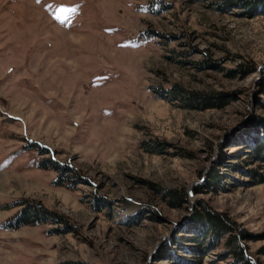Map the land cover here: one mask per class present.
<instances>
[{
  "label": "rangeland",
  "instance_id": "374dc122",
  "mask_svg": "<svg viewBox=\"0 0 264 264\" xmlns=\"http://www.w3.org/2000/svg\"><path fill=\"white\" fill-rule=\"evenodd\" d=\"M259 116L264 0H0V264H264Z\"/></svg>",
  "mask_w": 264,
  "mask_h": 264
},
{
  "label": "trees",
  "instance_id": "16d2710c",
  "mask_svg": "<svg viewBox=\"0 0 264 264\" xmlns=\"http://www.w3.org/2000/svg\"><path fill=\"white\" fill-rule=\"evenodd\" d=\"M254 71L256 70L254 69ZM254 71L251 68H247L246 74L252 73ZM185 98H188V102H186V105L188 106H206L207 104H214L213 99H211L213 98L212 96H197L195 94L193 95L188 93L186 94ZM249 125L253 126L252 128L255 130L258 129V132L262 133L264 131V117L261 118L259 116L258 118H255L253 124L251 122ZM261 133L260 135H255L256 137L253 138V144L251 146H248L251 149L250 154H252L253 156L260 157L262 154H264V134H262L261 136ZM181 195L184 198V192L180 194L176 190L167 191V196L170 203L175 206H180V204H182V202L180 203V199H182ZM29 214L30 215L28 216L31 217L28 220L24 221L23 224L35 223L38 220V215H32L31 213ZM201 216L203 220L200 224L195 223V228L192 227L191 232H193L194 234L196 233L198 234V237L200 236L203 238V236L206 234L205 228H209L210 232L215 235H219L220 238L228 235V251L229 254L236 260L237 264H263V262L259 259L254 260L248 255L247 250L244 249L239 242V238L234 230L235 228L233 226V223H230L228 219L224 218L222 215L216 212L211 211L210 209H205ZM192 239L194 240V238Z\"/></svg>",
  "mask_w": 264,
  "mask_h": 264
},
{
  "label": "snow or ice",
  "instance_id": "6c2138e0",
  "mask_svg": "<svg viewBox=\"0 0 264 264\" xmlns=\"http://www.w3.org/2000/svg\"><path fill=\"white\" fill-rule=\"evenodd\" d=\"M74 11H76L75 8L60 7L57 10V18L61 19V22H63V20L67 18V14H70L71 12Z\"/></svg>",
  "mask_w": 264,
  "mask_h": 264
}]
</instances>
